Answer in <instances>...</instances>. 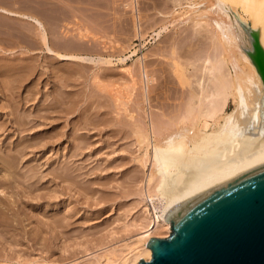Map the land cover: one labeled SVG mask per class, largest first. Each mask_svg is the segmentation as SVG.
<instances>
[{"label": "rangeland", "instance_id": "rangeland-1", "mask_svg": "<svg viewBox=\"0 0 264 264\" xmlns=\"http://www.w3.org/2000/svg\"><path fill=\"white\" fill-rule=\"evenodd\" d=\"M33 17L44 23L54 48L94 61L46 58ZM238 19L247 29L264 30V0H0V45L8 51L16 38L17 46L12 54L0 49V124L6 123L0 125V144L28 145L18 172L34 173L39 181L26 198L14 195V203L10 187L0 184V209L6 201L12 210L3 212L20 230L33 237L36 225L43 232L34 241L11 242L15 249L0 246V264H120L131 254L148 217L145 208L152 212L143 194L151 169L150 124L157 120L158 134L173 127L175 104L205 80L199 69L205 55L221 51L232 69L235 60L227 55L235 52L233 42L225 40L231 51L221 50L215 29L235 30ZM15 65L21 69L11 78ZM14 112L17 128L9 122ZM139 131L149 134L142 143ZM4 146L2 155L15 153Z\"/></svg>", "mask_w": 264, "mask_h": 264}, {"label": "bare ground", "instance_id": "bare-ground-1", "mask_svg": "<svg viewBox=\"0 0 264 264\" xmlns=\"http://www.w3.org/2000/svg\"><path fill=\"white\" fill-rule=\"evenodd\" d=\"M238 15H239V17L243 16L239 13H238ZM32 19L34 20L37 27L39 28V30H38L39 37L38 38H39V42H40L42 48L45 51L43 55H45L46 58L47 57L48 58H50V57L54 58L55 57L57 59V61H81L84 63L87 61H94V60H92L93 57L91 58L90 56H84L83 57L80 55L63 53L62 51H60L61 49L59 50L57 48H54L52 46V44H50L49 35L45 29L44 23L36 17H33ZM215 30H217V32L219 33V35L222 38V40H220V37H219V40H220L219 43L222 45V48H224V49H222L220 47L221 50L228 51L227 50L228 48L226 49L225 46L227 44V47H228V45H230V42H229V44L228 43L225 44V40H230L233 42L232 43L233 45L235 44L234 46L231 45V46H233V48H231V46H230L231 50H233L234 48L236 49V50L234 49L235 52H232V54H230L231 53L230 52L229 56L227 55L230 62L232 60H235V62L233 61V63H232L233 65L230 64L233 67L231 69V68H228L226 66V63H225L226 57L221 54V51H220L219 55H217L219 52L218 53L215 52L216 54L214 56H213V54L210 56H207L208 54L205 55L206 57L204 56L205 57L204 60L199 65L200 66L199 69L205 75V80L203 77V78H201L204 80L203 83L197 82V84L199 83V89H193L192 88L189 92H187V89H186L187 94H185V96H184L185 98H182L180 96L185 101L182 100L183 101L182 102L180 100V102L175 104L177 106V107L175 106L176 110L174 109V112L176 111L175 113L170 110L171 112L174 113L171 116L169 115L171 117V118H169V120L173 124V127L171 126L170 127L171 129H169V130L167 129V127L166 128L164 127L166 130H168L167 133L163 132L161 134H158L160 129L156 127L155 122L157 120L156 121L153 120V122H151V123H153V126L150 124V126H151L150 127V133L148 132L150 134V137H151V139H150L151 142L148 145H150V147L152 148L151 169H150V173L146 177V184H145L147 187L146 193H144L145 192L144 191L143 194H146L145 197H147L146 199L149 202V206L152 209V212L150 211L151 213H149L148 207L145 208V211L148 214V217H143L145 219L142 218L144 220V222L142 221L141 229H143V230L135 238V242L133 243V246L129 248L130 249L129 253H131V254L126 256V257L124 256L120 264H136L137 261L139 260V258H145L146 260H149L151 251L148 248H146V242L150 237H152L154 235V233L156 231L166 230L169 232V223H167L164 220V214H165L166 209L171 204H173L176 201L182 200L186 197H189L190 195H192L194 192H196L197 190H199L203 186H206V185L213 183V182H216V181H220L223 179L230 178V177L236 175L237 173H239V172H241V171H243L249 167H252L254 165H257L259 163L264 162V125L262 122V117H263V84H262V81H261L258 73L255 70L254 65L252 63H249V61H248L249 58L245 53V50H250L251 46H252L251 45V40H252L251 34H255V36L258 40L260 49L264 53V30H262V31L251 30L249 27L247 29L242 25V22L239 19H238L237 25H235V30H226V29L222 30L220 27H218V29H215ZM11 35L13 36V34H11ZM15 37H17V36L15 35ZM14 40H16V38L13 39V41H12L13 43L11 44V48L9 47L8 51H7L8 48L5 49L4 47H2V45H0L1 52H3V53L5 52V54H6V52H10L11 54L15 53L16 51H14L15 50L14 47H17V46H16ZM6 41H8V40H6ZM29 42H31V41H29ZM7 43H9V42H7ZM33 44L31 43V45H33ZM7 46H9V45L7 44ZM54 46H55V44H54ZM64 49H66V48H64ZM231 50H229V51H231ZM233 53L235 55H234V57L231 58L230 56L231 55L233 56ZM226 54H228V53L226 52ZM88 57H90V58H88ZM200 58H202V57H200ZM75 65H77V64H75ZM80 67H82V66H80ZM195 68H197V67H195ZM19 69H21V68L16 66V65L11 67V69L9 70L11 78H12V76L17 77V74H18L17 72ZM47 70H48V68H47ZM50 71H47V73L49 72L48 73L49 75H50ZM77 71H79V70H77ZM197 71H199V70H197ZM80 72L81 71H79V73ZM63 73H64V71H63ZM48 74H47V76H48ZM143 74H144V77H147L146 71ZM197 87H195V88H197ZM6 91L8 92V90H6ZM170 97H172V96H170ZM177 97H178V95H177ZM146 99H147V97H146ZM148 99H149V96H148ZM14 101H16V100H14ZM43 101H45V100H43ZM147 101L149 102V100H147ZM229 101H231L233 108H231L230 110H227V105H228ZM63 102H62V104H63ZM165 102H163V103H165ZM48 104L50 106L52 105L51 103H48ZM170 104H172V103H170ZM170 107H171V105H170ZM166 108H168V106ZM12 111H16V110H12ZM14 114H15V112L12 115H14ZM164 115H165V113H164ZM14 116H15L14 117L15 120L12 122H11V120L9 121L12 126H14L17 123V117L16 116H18V115H14ZM29 116H31V115H29ZM27 117H28V115L26 116V118ZM34 117H35V115H34ZM38 118H42V116L38 117ZM24 120H25V118H24ZM40 121H42V120H40ZM45 121H46V119H45ZM20 122H21V120H20ZM33 124H35V123H33ZM17 125H19V124L17 123ZM23 125H24V123H23ZM1 126H2V129L6 128V123L4 122ZM176 126H180L181 128L180 129L178 127L176 128ZM15 127L17 128L16 125H15ZM78 127H77V129H78ZM134 127L141 130L138 126L137 127L134 126ZM95 128H96V126H95ZM157 129H159V130L157 131ZM145 132H146V130H145ZM145 132L140 133V131H139V133L141 134L140 136L138 135L139 138L140 137L143 138V139L140 138L142 140V141L140 140L141 143L144 141L145 136L149 137V134L147 135ZM79 136L80 135H78V137ZM35 140L37 141L38 139H35ZM1 142L2 143L0 145H1V147H3L4 146L3 143L5 141L2 140ZM43 142H44V140H43ZM50 142H52V141H50ZM11 144L13 145L12 147H11ZM6 145L7 146H4V147L6 149L8 148L10 150L15 147L14 148L15 153L14 154L12 153V155H11L12 151L8 152V153H10V155H7V152L5 153L6 155H2L0 153L1 154L0 155V184H2L3 186L6 185L7 187H10V190H11L10 192H12L13 194H11V193H9V194H11V196L17 195V197H18L17 201H20V199L24 195H25L24 198H26L27 193H29V191L30 192L32 191V188H31L32 186H33V188L34 187L36 188V185L39 183V181L36 180L37 178L35 179L34 173H28V171H27L28 169H26L27 172H25V171L24 172L21 171V173L18 172V170L20 169V167L18 169V166H19L18 164L21 161H23L21 159H23L22 156H24L23 154H24L25 149L27 148L28 145L24 144L23 146H21L22 148H19L20 143L18 144L17 142H15V144L13 142L12 143L9 142ZM34 145H36V144H34ZM6 149L4 151H9L8 149L7 150ZM31 149H33V148H31ZM4 151H3V153H4ZM146 156H147V154H146ZM62 167H64V166H62ZM65 168H66V166H65ZM60 169L61 168L59 167V170ZM29 172H30V169H29ZM47 172H49V171H47ZM55 172L56 171H54V173ZM57 172H60V171H57ZM54 173H53V175H54ZM16 174H19L23 179L19 180L18 176L16 177ZM38 174H40V173H38ZM59 174L60 173H58V175ZM60 177H61V174H60ZM68 177H67V179H68ZM75 177H77V176H75ZM57 178H59V177H57ZM61 178H64V177L62 176ZM71 178H73V176H71ZM41 179H42V177H41ZM18 185L22 186V187L19 188ZM42 187H43V185H42ZM7 190H8V188H7ZM4 195L5 194H3V196ZM29 197L30 196H28V198ZM36 199H37V197H36ZM0 201H3V204H4V200H2V197H0ZM17 201H16V197H15V200H13V203L17 202ZM1 204H2V202L0 203V205ZM2 205H1V207H3ZM10 206H12V205L10 204L8 206V203H6V201H5V206H4L5 209L6 210H12L10 208ZM4 210L0 209V246H1V248H3V246L5 248V245H6L5 243L12 244L11 242H14L13 244L16 245V242H18L21 238H22V240L23 239L27 240V239H29V237H32V236H30L31 233H29L28 229H27L28 230L27 232H23L22 229L20 230L18 224L13 223V220H14L13 218H15V217H12L13 220H11V218H10L11 216H7L9 214H6L5 212H3ZM9 212L12 214V211H9ZM67 216H69V215H67ZM63 221L64 220H62V223H64ZM50 222H51V220H50ZM64 224H66V222ZM45 225H46V223H45ZM54 226L56 227V225H54ZM28 227H29V225H28ZM49 227H51V225ZM35 228H36V225H35ZM35 228H34L35 236H38V238H40L39 234L42 232V229L41 228L39 229V227H38V230L36 231ZM32 232H34V231L32 230ZM49 233H51V232H49ZM42 234H43V232H42ZM35 236L32 237L33 241L35 240V238H34ZM53 237H55V236H53ZM8 238L10 239V242L8 241L9 240ZM32 238H30V239L32 240ZM42 238H45V237H42ZM14 245L12 246L13 248L15 247ZM9 246L7 244V248ZM12 247H10V248H12ZM10 251H13V250L10 249ZM13 252H15V251H13ZM13 252H11V253L16 255L17 252H15V253H13ZM17 255H18V253H17ZM15 257L17 258V256H15Z\"/></svg>", "mask_w": 264, "mask_h": 264}, {"label": "water", "instance_id": "water-1", "mask_svg": "<svg viewBox=\"0 0 264 264\" xmlns=\"http://www.w3.org/2000/svg\"><path fill=\"white\" fill-rule=\"evenodd\" d=\"M245 50L263 84L264 53L255 34ZM165 237H150L136 264H264V162L201 187L165 211Z\"/></svg>", "mask_w": 264, "mask_h": 264}]
</instances>
